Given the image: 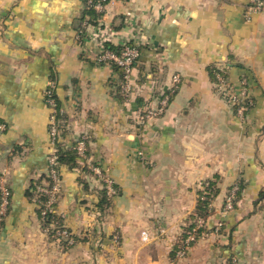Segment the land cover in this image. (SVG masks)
<instances>
[{
	"label": "crops",
	"instance_id": "crops-1",
	"mask_svg": "<svg viewBox=\"0 0 264 264\" xmlns=\"http://www.w3.org/2000/svg\"><path fill=\"white\" fill-rule=\"evenodd\" d=\"M248 6L117 0L92 24L87 0H0V177L11 191L0 264H169L203 180L219 190L209 227L226 193L240 191L223 234L199 239L179 264H264V12ZM98 30L106 44L140 49L128 100L119 73L96 62ZM49 89L62 115L57 142L86 138L118 189L99 211L100 183L82 162L60 167L56 213L78 238L62 251L27 196L56 151Z\"/></svg>",
	"mask_w": 264,
	"mask_h": 264
},
{
	"label": "built area",
	"instance_id": "built-area-1",
	"mask_svg": "<svg viewBox=\"0 0 264 264\" xmlns=\"http://www.w3.org/2000/svg\"><path fill=\"white\" fill-rule=\"evenodd\" d=\"M117 0H87L88 6L92 7L96 12L103 14L105 8L108 4L114 3ZM264 12V0H249L248 6V14L251 13H259ZM96 39L99 40L98 42V53L96 55V62L100 65L109 64L110 62L114 63L115 65L122 68L123 71V78L120 82V91L124 97V99L128 100L131 93L133 92V83H132V71L140 57V49L137 45L125 43L123 44L120 49L119 53H115L113 51L107 50L105 45L109 42L108 33L105 31L98 30V33L95 35ZM52 91L49 89L46 93V101L51 108V115L49 117V126L48 132L53 144L57 140L58 136V126L55 119L56 113V105L54 100L52 99ZM244 95V94H242ZM241 96V95H240ZM239 96V97H240ZM243 99V98H242ZM233 101L238 102L240 98H232ZM166 100L160 102V105L157 110H148L142 118L149 119L155 116H158L166 105ZM239 112H242V108H239ZM77 154L82 162H84L102 181L103 189L106 192L107 197L113 199L116 196V190L114 188V181L109 175L107 169L103 167H99L95 164H92V159L90 156L86 154V147L84 142V137H82L76 146ZM49 174L48 176L51 179V183L48 187V184L44 187L39 188L38 190L44 194L48 195V202L46 204V208L54 211V203L56 202V197L60 192L61 189V181L59 172L57 171L58 163L55 153L52 152L49 159ZM237 188H232L224 198V202L222 205V210L220 211L221 215L224 217L227 213L233 211L234 209V195ZM0 192H1V203H0V215L5 216L6 209L9 203V196L10 192L3 182L0 180ZM207 219L204 218H196L193 223V227L190 231H187L185 237L179 241V246L175 248L174 251V258L176 264L177 261L184 258L187 253L189 252L190 248L193 244L197 241L199 236L198 230L199 229H206L205 232L206 236L213 233H217L222 229L223 221L222 218L217 221L214 227L207 226ZM204 234V232H202ZM57 236L66 237L68 233L65 230L57 231ZM173 263V262H172Z\"/></svg>",
	"mask_w": 264,
	"mask_h": 264
},
{
	"label": "trees",
	"instance_id": "trees-1",
	"mask_svg": "<svg viewBox=\"0 0 264 264\" xmlns=\"http://www.w3.org/2000/svg\"><path fill=\"white\" fill-rule=\"evenodd\" d=\"M87 14L90 16V22L92 24H97V21L99 19V17H101V13L96 12L92 7L88 6L87 9ZM107 50L113 51L115 53H119L121 47H114L111 46L109 44L105 45ZM109 65L116 71L119 73L120 78L122 80L123 78V71L122 68L115 65L114 63L110 62ZM213 70L209 69V72L211 73V75H213ZM212 79H214L212 77ZM170 96V95H169ZM172 96V95H171ZM170 96V98H171ZM52 99L55 102L56 105V113H55V119H56V123L58 122V120L62 117L60 111H59V107H58V101L55 97L54 94H52ZM45 103L48 105L47 101H46V96H45ZM49 106V105H48ZM58 138V136H57ZM84 142H85V147H86V154L88 156L91 157L92 159V164H95L99 167H102L100 164H98L91 156V153L88 149V142L87 139L84 138ZM76 146L77 143H75L74 145H72L71 147H62V144L58 143L57 140L55 141V156L57 158V163H58V167H57V171L59 172V176H60V167L61 166H66L69 169H75L79 167V162L81 163V159L79 158L78 154H77V150H76ZM81 173H83L85 176L90 177L96 181H98V183H100V190L98 191V196H99V201L97 204V207L99 209V211H103L105 209H107L110 205L111 202V198L107 197L105 190L103 189V184L102 181L99 179V177L84 163L82 162V166H81ZM61 178V176H60ZM1 180V177H0ZM47 184L48 187L51 183V179L48 176L47 177ZM79 184L82 185L83 188H86L88 186L86 179H79ZM6 185V184H5ZM7 186V185H6ZM39 186V185H38ZM37 185H32L30 187V189L27 191V196L29 198L31 197H36V204H37V216L39 218L40 224H41V228L43 230L44 233H47L48 238L50 240L53 239H60L62 238V245L65 248L70 247L73 243H75L78 238L71 232V230H69L63 222V218H61L59 215H57V213L53 210L47 209L46 208V204L48 202V195L44 194L42 192H40L38 189L43 186L38 187ZM38 187V188H37ZM8 188V187H7ZM114 188L116 190V196L118 194V189L114 183ZM9 192H10V196H9V203L6 209V214L5 216H1L0 215V226L2 225L6 215L8 214L9 211V207H10V200H11V191L8 188ZM231 190V189H230ZM229 191V190H228ZM240 188L237 187V190L235 192L234 195V204L238 198V194H239ZM219 190L216 187V181H210L208 180L207 185L205 186V189L203 191H201L199 194V198L197 200V205L193 211V213L189 216L187 223H186V229L188 231H190L193 227V223L196 220V218L200 217V218H204L207 219L209 215L213 214L214 210L212 208H210V203L215 199V197L218 195ZM60 194V193H59ZM59 194L56 197V202L54 203L53 207L56 208L57 206V202H58V198H59ZM115 196V197H116ZM0 203H1V192H0ZM65 230L68 235L66 237H61V236H57L56 232L57 231H62ZM206 229H199V235L202 232H206ZM185 235H183L181 238H184ZM199 239V238H198ZM197 239V240H198ZM71 240H73V243H70ZM179 246V244H176V248Z\"/></svg>",
	"mask_w": 264,
	"mask_h": 264
},
{
	"label": "rangeland",
	"instance_id": "rangeland-1",
	"mask_svg": "<svg viewBox=\"0 0 264 264\" xmlns=\"http://www.w3.org/2000/svg\"><path fill=\"white\" fill-rule=\"evenodd\" d=\"M158 109V107L157 108H153V109H151V110H157ZM242 112H243V110H242ZM153 118V117H152ZM149 119H151V118H149ZM139 156H141V153H139ZM60 181H61V178H60ZM207 183H208V181L207 180H203V181H201L200 182V184H199V193L201 192V191H203L204 189H205V186L207 185ZM44 185H47V182H45V184ZM234 185V184H233ZM238 186H237V184H235L232 188H234V189H236ZM60 191H61V189H60ZM228 191V190H227ZM60 193V192H59ZM198 193V198H199V194ZM226 195H227V193H226ZM226 195H225V197H226ZM224 197V198H225ZM224 198H223V201H222V203H221V206H220V208H219V216H220V218H222V221H223V218L228 214H226L224 217L220 214L221 212V210H222V205H223V202H224ZM198 200V199H197ZM210 208H212L213 209V201L210 203ZM54 211L56 212V208H54ZM194 211V210H193ZM193 211L188 215V217L193 213ZM214 213V212H213ZM61 216V215H60ZM61 218H63L62 216H61ZM210 218H212V214L211 215H209L208 216V220H207V226L209 227V219ZM217 223V222H216ZM215 223V224H216ZM223 223V226H222V229L219 231V232H217V233H213V231H211V234H209L208 236H206L205 234V232H204V234L203 233H201V236H199V239H201V238H208V237H211V236H221L222 234H223V231L225 230V223H224V221L222 222ZM104 223H102V225H103ZM215 224L213 225V226H211V227H214L215 226ZM101 225V224H100ZM186 225V224H185ZM185 232H184V234H183V232H182V235H186L185 233L188 231L186 228H185ZM45 235L47 236V238H48V235H47V233H45ZM61 237H63V236H61ZM182 238H180L179 239V241L181 240ZM198 239V240H199ZM197 240V241H198ZM52 241H54L56 244H58L59 245V249L62 251L65 247L62 245V238H60V239H53ZM196 241V242H197ZM195 242V243H196ZM70 243H73V240H71V242ZM179 243V242H178ZM194 243V244H195ZM74 244V243H73ZM72 244V245H73ZM194 244H193V246H194ZM193 246L190 248V250H189V252L187 253V255L184 257V258H182V259H180V260H178L177 261V264H179V261H182V260H185V258L188 256V254L190 253V251L192 250V248H193ZM175 251V250H174ZM60 258V257H59ZM60 260V259H59ZM173 262V263H172ZM60 263H62L63 264V261H61V262H57V264H60ZM169 264H176V262H175V260L173 261V257H170V261H169Z\"/></svg>",
	"mask_w": 264,
	"mask_h": 264
}]
</instances>
